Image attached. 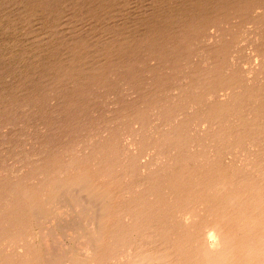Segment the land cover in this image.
<instances>
[{"label": "bare ground", "instance_id": "1", "mask_svg": "<svg viewBox=\"0 0 264 264\" xmlns=\"http://www.w3.org/2000/svg\"><path fill=\"white\" fill-rule=\"evenodd\" d=\"M70 1L0 54V264H264V0Z\"/></svg>", "mask_w": 264, "mask_h": 264}, {"label": "rangeland", "instance_id": "2", "mask_svg": "<svg viewBox=\"0 0 264 264\" xmlns=\"http://www.w3.org/2000/svg\"><path fill=\"white\" fill-rule=\"evenodd\" d=\"M1 1H2V3H1ZM61 1V3H59V5L58 6H60V8H59V11H60V14H61V17H60V19L59 20H57L55 23H53V27H51V25H49L50 26V29L51 30H47V28L49 27V26H47L46 25V22H48L50 19H48V18H45L44 16H41V19H43V20H41V19H37V18H26L25 17V14H26V10H24V5L20 2V0H0V54H4L3 52H5V54L3 55L4 56V58L3 59H6L7 61L9 60V62H11L12 61V63H13V65L14 64H18V62H16V55H19V53L20 52H22V53H24L25 55H31L32 53H34L35 51H33V50H35V49H37V47L38 46H40V44H41V48L44 46V45H46V44H44L45 43V41H46V39L48 40L49 38H48V36L49 35H51V34H58V33H60L61 34V32H62V30H66V31H68V32H71V30L72 29H76V31H78V32H80L79 33V35H81V34H83V33H85V32H87V29L89 28V27H93L94 28V26H95V24H94V22H92V20L90 19V17L87 19V15H86V11L84 10V15H82L81 14V12L83 13V9L81 10H79V8H78V10H76L74 7H73V5H72V3L73 2H71L70 0H60ZM70 1V2H69ZM4 2V3H3ZM21 4H20V3ZM69 3H70V5H72V7L69 5ZM146 3V2H145ZM19 5V6H18ZM67 6H69V8L67 7ZM146 5H143V7H145ZM16 8V9H15ZM74 8V9H73ZM73 10V12H71V11ZM23 11V12H22ZM75 11V12H74ZM78 11H79V13H78ZM71 13H73V14H75V15H77V16H79L80 18H81V20H79V17H78V20H75L76 18H77V16H74L73 14H71ZM76 13H78V14H80V15H78V14H76ZM4 14V15H3ZM73 15V17H70V16H72ZM82 16H83V18H82ZM86 16V19H84V17ZM3 17V18H2ZM22 17H23V19L24 18H26V19H22ZM74 17H76L75 19H74ZM9 18H11V19H9ZM70 18H71V20H70ZM34 19H37V22H34V21H36V20H34ZM46 19V20H45ZM47 19H48V21H47ZM82 19H84V20H82ZM27 20V21H26ZM31 20V21H30ZM33 20V21H32ZM40 21V23H39V21ZM86 20V22H84ZM88 20V21H87ZM16 21V22H15ZM21 21V22H20ZM25 21H26V23H25ZM46 21V22H45ZM53 21V20H52ZM107 21H109V16L105 19V21L104 22H107ZM14 22V23H13ZM31 22H32V24H31ZM43 22V23H42ZM90 24H89V23ZM3 23V24H2ZM35 23V24H34ZM39 23V24H38ZM45 23V24H44ZM9 24V25H8ZM14 24V25H13ZM20 24V25H19ZM37 24V25H36ZM43 24L46 26V29H45V27L43 26ZM91 24H94V25H91ZM98 24H100V23H98ZM13 25V26H12ZM42 25V26H41ZM87 25H89V26H87ZM4 26V27H3ZM56 26V27H55ZM9 27V28H8ZM22 27V28H21ZM42 27H44V30H42L43 28ZM85 27V28H84ZM16 28V29H15ZM2 29H5V30H2ZM55 29L57 30V32H55ZM60 29V30H59ZM11 30V31H10ZM59 30V31H58ZM15 31V32H14ZM40 31H42V32H40ZM49 33H48V32ZM26 32V33H25ZM45 33V34H41V33ZM47 33V34H46ZM51 33V34H50ZM18 35V36H17ZM6 36H8V38L6 37ZM11 36V37H10ZM15 36V37H14ZM10 37V38H9ZM47 37V38H46ZM50 37V36H49ZM45 39V40H44ZM14 40V41H13ZM22 40V41H21ZM41 40V41H40ZM42 40H43V42H42ZM8 42V43H7ZM13 42V43H12ZM10 43V44H9ZM16 43V44H15ZM35 45V47H34V45ZM44 44V45H43ZM14 45V46H13ZM20 46L21 45V47L22 48H24L25 46V51H26V53H25V51H23L24 49H22V51H21V47H19V49H18V47L17 46ZM38 45V46H37ZM43 45V46H42ZM13 46V47H12ZM6 47H8V51H7V48ZM10 47H12V48H15V50L14 49H12V48H10ZM30 47V48H29ZM33 47V48H32ZM10 48V49H9ZM35 48V49H34ZM26 49H28V50H26ZM2 50V51H1ZM6 50V51H5ZM10 50V51H9ZM30 50V51H29ZM42 50V49H41ZM20 51V52H19ZM29 51V52H28ZM32 51V52H31ZM9 52V55L7 54L6 55V53H8ZM28 52V53H27ZM22 53H20V55L22 54ZM30 53V54H29ZM10 54H12L11 56H10ZM13 55H15V56H13ZM5 57H7V58H5ZM9 57V58H8ZM11 57V58H10ZM14 57V58H13ZM12 59V60H11ZM33 60V58L32 57H29L28 59H27V62H28V60ZM5 60V61H6ZM13 60H14V62H13ZM29 60V61H30ZM1 64V63H0ZM7 64H8V62H7ZM10 65V63H9V65L11 66V70L12 69H14V70H12L11 71V73L9 72L8 74H10V75H6V78L4 77V79H3V81H5L6 83L4 84V85H12L15 81H17V75H18V68L17 69H15V67L16 66H18V65ZM19 66H20V64H19ZM14 67V68H13ZM17 71V72H16ZM12 72H14L13 74H12ZM16 72V73H15ZM12 74V75H11ZM14 75V76H13ZM7 76H9V77H7ZM13 76V77H12ZM11 79V80H10ZM14 79H15V81H14ZM11 83V84H10ZM0 88H1V85H0Z\"/></svg>", "mask_w": 264, "mask_h": 264}]
</instances>
